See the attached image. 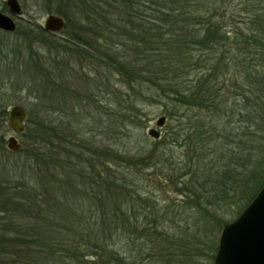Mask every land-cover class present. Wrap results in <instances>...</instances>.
Here are the masks:
<instances>
[{"label": "trees", "instance_id": "16d2710c", "mask_svg": "<svg viewBox=\"0 0 264 264\" xmlns=\"http://www.w3.org/2000/svg\"><path fill=\"white\" fill-rule=\"evenodd\" d=\"M46 1L48 9L53 1L64 18L66 36L56 38L25 22L23 35L36 30L53 55L34 67L39 104L27 110L22 137L31 143L19 149L32 166L43 167L45 191L39 185L31 196L25 182H7L0 167V264H195L207 231L227 222L219 211L235 206L233 219L264 182L261 162L250 166L252 158L238 146L240 132H232V121H222L224 115L249 116L243 104H235L232 95L243 85L236 76L226 79L231 70L253 85L254 93L264 91V68L257 70L264 62V0ZM4 36L0 63L11 54L3 47ZM33 52L28 50L38 58ZM76 62L83 72L75 71ZM100 66L101 73L119 75L127 86L124 93L105 92L119 107L111 105V112L103 107L115 116L104 126L95 110L101 83L92 77L95 85L88 86L86 80L89 70ZM72 74L78 81L69 85ZM146 102L169 107L164 113L176 114L177 129L182 125L178 108L193 111L186 129L171 133L184 155L183 174L170 181L179 199L162 206L127 175L131 166L157 164L151 150L123 152V157L118 149L95 144L91 135L99 127L106 133L117 123L139 122ZM118 109L122 114L114 113ZM136 159L141 163L134 164ZM148 160L152 165L143 164ZM244 161L241 176L238 166ZM208 248L214 255L215 240Z\"/></svg>", "mask_w": 264, "mask_h": 264}, {"label": "rangeland", "instance_id": "374dc122", "mask_svg": "<svg viewBox=\"0 0 264 264\" xmlns=\"http://www.w3.org/2000/svg\"><path fill=\"white\" fill-rule=\"evenodd\" d=\"M4 1L5 0H0V11L6 13ZM17 2H19L21 5L22 19L26 20H22L21 18L18 19L16 21L17 27L12 32L6 33L0 31V37H3L5 35L4 39L7 41L6 44L2 46L8 49L10 48L11 53L9 55V60L5 59L6 61L0 63V79H5L0 85V167H5L3 170L4 178L5 180L10 178L7 182H12L11 184L13 186H17L18 183L25 182L28 189L31 191L32 196L34 192L38 193L39 185H41L40 190L42 191V193L45 191L44 183L46 184V181H40V177L44 176L43 167L41 166V168H39L32 166L31 160L29 161L24 158L25 152L19 149L23 148V142L26 145L30 144L31 142L28 139L25 140V137H22V134L16 136L20 145L17 151H10L6 149L4 140L9 135H12L11 130L6 124L7 111L9 110L10 106L14 104L23 107L26 112L31 107L32 109H35L34 104H39V102L35 100V96L33 95L38 85V74H36V69H34V67L37 64L39 66V63L43 61L44 57H47L49 54L53 55V51H48V49L43 46V44L39 40L40 36L36 35V30L30 32L27 36L23 35L22 30L26 28L28 29V26H26L25 24L26 21L33 24V29H35V27L42 28L44 25V20L48 14L56 15V8L53 1V5H51L49 9L47 8L46 0H17ZM58 16L61 15L58 14ZM63 30H59L55 33H50L48 31L47 33L54 34L56 38L62 39V37L66 36V33ZM30 49L33 50L35 54H38L39 57L41 56V58H37L36 56L28 53V50L30 51ZM257 65L259 67H257L258 71L261 69V67L264 68V62L260 61ZM74 69L75 71L83 72V70L81 71L80 64L78 65L77 62L74 66ZM88 70V68H85L84 71L88 72ZM92 70L93 69H90V73H87V77L89 78H87L86 80L89 79L87 83L88 86L92 84L99 85L101 83L100 90L96 91L98 92L96 99H98L99 104H96L97 106L95 105L97 108L95 110L97 114L100 115V117L102 115L103 119H101L100 123L101 126H104V124L102 123L103 121L105 123L106 121L110 122L111 119H115V116H111V114L107 115L104 112L105 110L103 107H107L110 112L111 105L114 106V109L119 107L117 101L112 99V94H106L105 92L113 91L115 89L116 91H119V93H124L127 86L120 82L119 75L105 72L106 70L101 73V66L98 67V70L96 71ZM262 72H264V69L262 70ZM8 76L10 77L9 79L7 78ZM230 76H236L241 85H243L240 91L238 90L235 93L231 92V94H234L232 96L235 97V104H238L240 106L241 104H243V108L248 109L247 114L249 116H246L245 114L240 118L238 115L234 118H231V116L224 115L222 121L223 123L232 121L230 126L232 128V132L234 134H238V132H240L239 135L241 141L239 142L238 146L240 148H245L244 152L249 154L252 158L253 164L250 163V166L253 167L255 163L261 162L260 166L263 168L264 150L260 146L264 147V91L260 93H254L255 89L253 88V85L250 86L247 82H245L241 78L240 74L237 73V71L234 69L230 71V74L226 76V79H228V77ZM92 77L96 78L95 81L91 79ZM76 81H78V79L75 78V75L72 74L69 76V80L67 81V83L69 85H74ZM93 81L95 82V84ZM77 86L82 88V83H78ZM85 88L86 87H84L83 90ZM83 90L80 91L83 92ZM108 95L110 96L108 97ZM240 98L242 99V103ZM146 99H148V97ZM231 99L232 97L229 96L228 102L231 103L230 105H232ZM168 108L169 107L166 108L165 106H159V104L156 102H146L145 106L140 110L141 119L139 120V122L135 121L134 123H131L128 121H124V124L122 125L120 123H117V126L115 125V127H113L114 129H112V127L107 129V134L101 133V127H99L91 134L92 136H95V144L100 142L102 145L109 147L110 149H118L119 152L117 153L123 157V152H129L131 154L132 152H135L139 149H145L147 151L151 150V158L153 159V161H156L157 164L149 168L131 166L127 169V175L129 177L128 179H132L133 181H135V188L141 190L145 194L148 193L149 195L154 197V201L158 206H162V201H164L163 203H167L168 201L174 199V202H177L179 196L175 195L172 192V182L170 181L172 180V178L176 177V175L178 177L179 175L181 176L183 174V169L181 167L184 163V155H182L180 148L176 144H173V142H171L170 140L171 133L177 129V122L175 119L176 114L167 116L166 113H164V109L169 112ZM178 110V115H182L180 118L182 119V125L178 127L177 131L181 133L186 129V117L193 113V111L192 109H189L187 107H179ZM114 113H116L117 115L119 113L122 114L119 109ZM160 116H164L165 121L161 127H157L155 126V121ZM250 116L253 120L252 123H250L245 118ZM24 124L26 127L27 122ZM246 125L249 126V130L245 129ZM150 128L158 130V140L152 139L148 136L147 130H149ZM217 141H221V138L217 137ZM225 148L226 150L228 149L227 147ZM234 149L236 153L239 152L236 147ZM162 154H164V156ZM150 161L151 160H148V162H145L143 164L152 165V162ZM133 162L134 164L141 163V161L138 159L134 160ZM124 163L126 162H123L121 164ZM206 163L209 164L208 160H206ZM143 164L140 166H143ZM240 165L241 167L238 166L239 168H241L239 171H241V176H243L245 169H242V167H245L247 165V162L244 161ZM250 166H248L247 169H249ZM57 168L61 169L60 167ZM56 175L59 177V180H62L64 177V173L61 170H58L56 172ZM31 200H33V198H31ZM234 209L235 206H226L224 210L227 212L222 213L219 211L218 216L225 221H229L231 220L230 212L232 213ZM176 217L177 219H179L178 216ZM168 218L169 217H166V220ZM179 220L182 219L180 218ZM187 221L190 222L191 218L187 219ZM165 225H168L167 222L165 223ZM214 228L215 227L213 226V229ZM213 229L210 232L207 231L206 235H209L208 238L201 239L200 248L202 250L198 255L194 257L195 264H212L213 250L210 251L208 246L210 245V239L211 241L217 240L219 231V229ZM200 233V235L202 236L204 232L201 231Z\"/></svg>", "mask_w": 264, "mask_h": 264}, {"label": "water", "instance_id": "95a60500", "mask_svg": "<svg viewBox=\"0 0 264 264\" xmlns=\"http://www.w3.org/2000/svg\"><path fill=\"white\" fill-rule=\"evenodd\" d=\"M5 5L8 14L0 11V30L7 33L15 30L12 16L20 15L21 6L17 0H5ZM63 26L62 17L49 14L43 29L53 33L62 30ZM26 115L25 109L17 104L11 105L7 111L6 124L12 135L4 140L6 149H19L16 136L24 132ZM164 119V116L158 117L155 126L161 127ZM147 131L148 136L158 140V130L150 128ZM216 242L212 264H264V182L242 211L221 227Z\"/></svg>", "mask_w": 264, "mask_h": 264}, {"label": "flooded vegetation", "instance_id": "af4514ba", "mask_svg": "<svg viewBox=\"0 0 264 264\" xmlns=\"http://www.w3.org/2000/svg\"><path fill=\"white\" fill-rule=\"evenodd\" d=\"M6 9V14H7V8H5ZM1 12H3V11H1ZM3 13H5V12H3ZM56 15H58V14H56ZM60 17H62V16H60ZM12 18H13V20H14V22H15V25H16V27H17V23H16V21L18 20V19H22V9H21V13H20V15H18V16H12ZM63 18V17H62ZM22 20H26V19H22ZM63 21H64V25H65V20H64V18H63ZM42 29H43V27H42ZM64 29V28H63ZM62 29V30H63Z\"/></svg>", "mask_w": 264, "mask_h": 264}]
</instances>
